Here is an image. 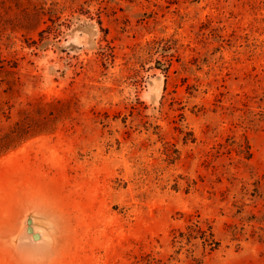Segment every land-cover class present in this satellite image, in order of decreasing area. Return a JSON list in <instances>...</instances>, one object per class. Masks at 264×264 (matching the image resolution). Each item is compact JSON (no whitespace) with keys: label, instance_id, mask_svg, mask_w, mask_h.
Wrapping results in <instances>:
<instances>
[{"label":"rangeland","instance_id":"rangeland-1","mask_svg":"<svg viewBox=\"0 0 264 264\" xmlns=\"http://www.w3.org/2000/svg\"><path fill=\"white\" fill-rule=\"evenodd\" d=\"M0 264H264V0H0Z\"/></svg>","mask_w":264,"mask_h":264},{"label":"water","instance_id":"water-1","mask_svg":"<svg viewBox=\"0 0 264 264\" xmlns=\"http://www.w3.org/2000/svg\"><path fill=\"white\" fill-rule=\"evenodd\" d=\"M35 236H38L37 234H35Z\"/></svg>","mask_w":264,"mask_h":264},{"label":"trees","instance_id":"trees-1","mask_svg":"<svg viewBox=\"0 0 264 264\" xmlns=\"http://www.w3.org/2000/svg\"><path fill=\"white\" fill-rule=\"evenodd\" d=\"M211 235H212V233H211Z\"/></svg>","mask_w":264,"mask_h":264}]
</instances>
